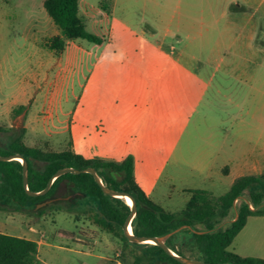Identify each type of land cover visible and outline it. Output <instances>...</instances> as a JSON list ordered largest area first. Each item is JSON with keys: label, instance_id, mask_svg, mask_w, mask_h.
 <instances>
[{"label": "crops", "instance_id": "1", "mask_svg": "<svg viewBox=\"0 0 264 264\" xmlns=\"http://www.w3.org/2000/svg\"><path fill=\"white\" fill-rule=\"evenodd\" d=\"M28 1L0 8L6 19L0 23V90L11 88L0 103V119L24 105L36 79L50 69L39 91L45 96L30 113L26 145L59 140L65 147L54 150L77 153L80 141L86 159L121 163L132 157L136 184L171 213L184 210L194 190L221 196L237 178L264 172L261 119L254 115L257 124L251 130L249 125L250 89L264 94V87L255 85L264 76V0H112L109 5L79 0L86 29L102 42H69L57 59L42 46L59 34L45 0L37 10L26 7ZM234 4L239 14L230 13ZM26 19L28 26L19 28ZM91 24L98 31H91ZM7 44L17 47L13 50L22 61L10 82L14 54ZM24 54L31 64L27 69ZM220 71L235 81V95L232 85L215 84ZM226 90L223 133L202 134L200 123L210 118L205 108ZM41 105H46L44 116H38ZM263 109L264 103L256 102V111ZM53 110H62L65 119L53 120ZM0 234L37 242L38 258L54 264L40 257L36 239L9 233L3 224ZM72 239L82 248L97 245L80 234ZM229 250L264 260V216L248 217ZM100 258L99 264H123Z\"/></svg>", "mask_w": 264, "mask_h": 264}, {"label": "trees", "instance_id": "2", "mask_svg": "<svg viewBox=\"0 0 264 264\" xmlns=\"http://www.w3.org/2000/svg\"><path fill=\"white\" fill-rule=\"evenodd\" d=\"M78 2L79 0L44 1V8L59 34L43 40L42 46L56 57L61 56L69 42H102L101 38L87 31L79 16ZM111 2L112 0H103L102 4L109 5ZM28 109L29 105H18L12 110V115L16 117ZM6 131V128L0 125V134ZM26 133L27 129L21 128L9 141L0 139V156L21 155L26 159L30 191L40 192L45 189L49 180L60 169L93 168L107 187L127 192L134 198L137 213L130 226L135 235L163 237L172 233L164 243L174 253L210 264H264L263 259L241 257L229 250L248 217L264 216V172L237 178L230 190L221 196H214L204 190H194L186 208L171 213L153 203L136 184L132 157L115 163L86 159L72 150L58 152L49 142L28 146L24 141ZM113 172H116L121 180L115 179ZM63 184L74 197L83 199L86 204H92L96 225L120 238L125 249L132 247L131 264H181L157 245L130 242L124 236L123 230L131 207L125 203L124 197L104 194L90 173L63 174L54 180L47 194L31 197L23 187L21 163L17 160L0 161V209L11 207L17 212L37 211L36 214L40 217L44 209H38V206L45 200L54 199L55 193ZM74 209L76 208H70L71 211ZM231 214L234 215L231 222L226 227L219 226L220 222ZM197 225L204 229L198 230ZM177 230L179 232H176ZM176 233L189 234L182 243L190 246L192 251L198 254L197 257L186 256L179 250L174 242ZM123 263L127 264L126 261ZM0 264L44 263L38 258L37 242L0 234Z\"/></svg>", "mask_w": 264, "mask_h": 264}, {"label": "rangeland", "instance_id": "3", "mask_svg": "<svg viewBox=\"0 0 264 264\" xmlns=\"http://www.w3.org/2000/svg\"><path fill=\"white\" fill-rule=\"evenodd\" d=\"M14 0H0V8L4 7V5L7 2H12ZM42 0H29L26 4V7L31 8L35 7V10H37L38 4H40ZM29 14V9H27ZM31 12V11H30ZM239 7L237 4H234L232 7H230V13L233 14H239ZM27 13V12H26ZM6 22L5 14L0 11V23ZM23 26H28L27 19L24 20L21 24H19V28ZM18 28V26H15ZM96 24H91L89 29L91 31H98ZM88 31V30H87ZM7 37V36H6ZM0 38H2V34H0ZM13 38H18L17 36ZM1 42H0V55H1ZM6 47L9 49V52H12L14 54V58L9 59V82L14 74V70L18 68V66L21 64V58L18 57L17 51L13 50V47L10 44H7ZM20 53V52H19ZM24 63L25 68L29 67L31 64L29 63L27 59V55L24 54ZM54 58L57 59L54 55ZM50 77V69L45 71L42 76L38 77L36 79L34 89L32 92L28 95L24 105H29V109L26 110L27 114L25 116H20L16 118L12 115V112L8 117H4L0 119V125L6 128L5 133L0 134V139L4 142L9 141L13 136L17 135L19 133V130L21 128H26V126H30L31 123V117L32 114L30 113L35 109L36 105L38 104V99L41 96L44 98V94L40 93L39 91L44 88V84H46V81ZM218 83L227 86H231L230 89L234 91V86L236 85L235 81L232 79H226L223 76V71H220L218 73V76L216 77L215 84ZM255 85H259V87H264V76L260 78V76L257 78V82H255ZM10 89L7 87H3L2 90H0V103L4 102L5 98H7L10 95ZM264 90V89H263ZM225 95H227L226 92H223L222 98H217L215 100V104L211 105L210 108L205 110L209 113L207 114L210 116L206 121L202 120L200 123L202 128L201 132L204 135H219L223 133V129L220 127H224L223 118L225 117ZM235 95V94H234ZM42 100V97H41ZM249 100H250V115H249V125L250 130L251 127L256 126L257 121L253 118L255 117L257 119H261V128L264 129V109L262 112L259 110L256 111V102L261 101L264 103V94H253V90L250 89L249 93ZM44 102V100H42ZM63 108H64V104ZM69 105H72L71 102H69ZM18 106V105H17ZM16 106V107H17ZM42 106V105H41ZM43 107V106H42ZM46 107V105L44 106ZM37 108L39 109L38 116H44L46 113L43 111L45 108ZM62 108V109H63ZM232 109V112H234V109ZM230 109V110H231ZM204 110V111H205ZM47 114H49V110H47ZM34 113V112H32ZM52 114L53 120L56 122L63 121L65 119L64 112L62 110H59L58 112L50 111ZM30 115V116H29ZM206 122V123H204ZM264 136V131L262 132ZM32 143V142H29ZM54 144H51V147L53 149H61L65 147L64 141H55ZM77 145L76 152L77 154L82 156V149H81V143L80 141L75 142ZM30 145V144H29ZM94 153V152H93ZM96 154V153H95ZM83 157V156H82ZM85 158V157H84ZM92 159H99L98 156L93 157ZM213 178L216 176V174L212 175ZM216 178V177H215ZM220 193V191H218ZM55 200H50L48 203H41L38 206V209H44V213L42 216H38L36 213L37 211L32 212H17L11 207H7L3 212H0V224H3L4 229H6L9 233H12L14 235H20V236H26L30 238H34L37 241L41 242L40 248L41 253L40 257L42 259H49L54 264H99L102 262V259L100 257H110L114 260H119L120 262L126 261L127 264H131L133 261L132 257V247L129 246L126 249L123 246L122 241L120 238L114 237L112 234L108 233L106 230L102 229L98 225L95 224L93 216L95 213V210L92 207V204H86L84 201L79 200L78 198L74 197L71 192L67 191L65 189L64 184L61 185V188L58 189V191L55 193L54 197ZM178 200V199H176ZM181 201V200H178ZM125 203L126 198H125ZM240 201L237 203L239 204ZM128 205V204H127ZM130 206V205H128ZM71 207H74L73 211L70 210ZM233 214H231L228 218L223 219L219 226L226 227L232 220ZM198 230H203L204 228L200 225H197L196 227ZM131 229V226H130ZM179 232V231H178ZM76 234L83 235L87 238L95 239L97 240V245H87L84 243L83 248L79 247L77 242L72 239L73 236ZM189 237V234L187 233H176L175 237V244L179 248V250L184 253L186 256L189 257H197L198 254L194 253L192 251L190 246H187L183 244V239ZM48 245H45V244ZM95 244V243H92ZM49 245L54 246L51 248ZM39 246V245H38ZM56 248H62V249H56ZM195 250V249H194ZM193 252V253H192ZM117 254V255H116ZM124 264V263H123Z\"/></svg>", "mask_w": 264, "mask_h": 264}, {"label": "water", "instance_id": "4", "mask_svg": "<svg viewBox=\"0 0 264 264\" xmlns=\"http://www.w3.org/2000/svg\"><path fill=\"white\" fill-rule=\"evenodd\" d=\"M10 160H17L21 163L22 173H23V187H24L25 192L31 197H38V196H43V195L47 194V192L50 190L51 185L53 184L54 180L63 174H66V173L80 174L83 172L90 173L94 177L96 183L100 186V188L104 194L109 195V196H114V197H124V198L129 197L131 199V201H132V204L130 206L131 212H130L127 220H126V223L124 225V230H123L124 236L130 242L157 245V246L161 247L169 256H171L173 259L177 260L181 264H210V263H207V262H204L201 260L183 257V256H180V255L174 253L164 243V240L167 239L168 237H170L172 235V233L168 234L166 236H163V237H147V236L135 235L132 232V230H130V224H131L132 220L134 219V217L136 216V213H137V205H136L134 198L130 194H128L127 192L116 191V190H113V189L107 187L105 184H103L98 173L93 168H87L84 170H78V169H74V168L60 169L59 171H57L52 176V178L49 180L45 189H43L40 192H32L28 188V164H27L26 159L21 155L0 156V161H10ZM112 176L117 180H121V177L118 176V174L116 172H113ZM178 231L179 230H177L176 232H178Z\"/></svg>", "mask_w": 264, "mask_h": 264}, {"label": "bare ground", "instance_id": "5", "mask_svg": "<svg viewBox=\"0 0 264 264\" xmlns=\"http://www.w3.org/2000/svg\"><path fill=\"white\" fill-rule=\"evenodd\" d=\"M125 198H126V202H127V204L131 206V204H132L131 199H130L129 197H125ZM130 230H131V229H130Z\"/></svg>", "mask_w": 264, "mask_h": 264}, {"label": "flooded vegetation", "instance_id": "6", "mask_svg": "<svg viewBox=\"0 0 264 264\" xmlns=\"http://www.w3.org/2000/svg\"><path fill=\"white\" fill-rule=\"evenodd\" d=\"M50 200H55V199H50ZM50 200H45L43 203H48Z\"/></svg>", "mask_w": 264, "mask_h": 264}, {"label": "built area", "instance_id": "7", "mask_svg": "<svg viewBox=\"0 0 264 264\" xmlns=\"http://www.w3.org/2000/svg\"><path fill=\"white\" fill-rule=\"evenodd\" d=\"M252 208V207H251Z\"/></svg>", "mask_w": 264, "mask_h": 264}]
</instances>
